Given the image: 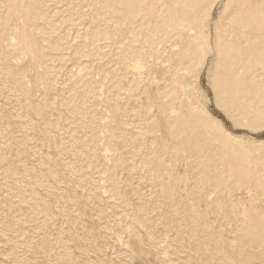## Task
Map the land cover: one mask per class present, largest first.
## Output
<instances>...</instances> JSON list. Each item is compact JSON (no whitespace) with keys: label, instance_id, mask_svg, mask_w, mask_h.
<instances>
[{"label":"rangeland","instance_id":"374dc122","mask_svg":"<svg viewBox=\"0 0 264 264\" xmlns=\"http://www.w3.org/2000/svg\"><path fill=\"white\" fill-rule=\"evenodd\" d=\"M47 1L36 37L51 60L50 71L33 70L27 60H15L22 67L20 76L33 90L32 98L21 96L7 81L0 61V264H71L73 260L80 264L81 259L87 264H203L204 251L213 248L212 243L205 238L210 244L197 247L188 221L178 214L172 217V225L167 221L170 207L156 202L151 181L133 157L140 145L149 144L148 139L138 138L142 119L125 117L124 108L114 110L117 103L125 106L138 76L134 55L125 45L136 35V51L145 47L143 28L133 26L129 18L118 21L125 14L118 4L116 12L98 4L102 19L97 26L94 0ZM222 9L219 1L213 22ZM68 14L74 24L64 20ZM113 25L116 33L111 31L110 37L117 39L124 32L125 45H117L118 50L114 45L105 47L107 43L93 34ZM55 42L60 43L58 48ZM208 66L198 86L213 117L243 143L264 140L261 127L237 125L234 116L216 104ZM46 74L47 85H35ZM91 86L96 91L81 105L78 92ZM192 86L197 98H202L195 83ZM31 105L42 111V123ZM160 108L171 112L167 104ZM125 122L133 129L127 130ZM236 148L246 151L239 144ZM115 153L118 161L113 159ZM248 153L253 158L258 154ZM206 217L208 224H216L212 213ZM5 257L11 260L6 262Z\"/></svg>","mask_w":264,"mask_h":264},{"label":"bare ground","instance_id":"6f19581e","mask_svg":"<svg viewBox=\"0 0 264 264\" xmlns=\"http://www.w3.org/2000/svg\"><path fill=\"white\" fill-rule=\"evenodd\" d=\"M219 1H223V9L213 22ZM47 2L0 0V61L7 81L15 84L26 99L32 98L33 90L23 81L22 67L15 60H27L33 70L50 71L51 60L38 47L36 37L40 29L37 21L44 16ZM94 2L97 26L102 19L97 6L103 3L114 12L117 4L124 7L125 14L118 21L129 18L133 26L143 28L140 35L144 36L145 47L139 51L136 35L126 45L123 31L117 39L110 37L111 31L116 33L115 25L93 34L107 43L105 47L114 45L118 50L117 45L122 44L134 55L138 76L133 79L125 106L117 103L114 110L124 108L125 117L143 121L142 128L137 127L138 138L148 139L149 144L140 145L133 157L139 159L151 181L156 202L163 208L170 207L167 221L172 225V217L178 214L188 221L189 233L197 237V247L212 243L213 248L204 251L203 264H264V140L243 143L228 132L208 110L203 102L205 92L198 86L200 74L210 63L208 72L216 104L233 115L237 125L250 129L264 126V0ZM64 20L69 25L75 23L72 14ZM212 55L215 57L210 60ZM48 78L47 74L37 78L35 85H47ZM192 83L201 93V100ZM96 89L84 87L78 92L81 105H86L90 92ZM109 99V94L104 96L106 106ZM165 104L171 107L170 113L161 110ZM30 108L42 123V111L36 105ZM124 125L127 130L133 129L129 123ZM235 143L246 151L238 150ZM249 151L258 154L253 158ZM119 158L115 153L114 161ZM129 167L133 169L135 164ZM210 213L215 225L207 223Z\"/></svg>","mask_w":264,"mask_h":264},{"label":"snow or ice","instance_id":"6c2138e0","mask_svg":"<svg viewBox=\"0 0 264 264\" xmlns=\"http://www.w3.org/2000/svg\"><path fill=\"white\" fill-rule=\"evenodd\" d=\"M14 42V41H13ZM261 132L262 133H264V126H262L261 127ZM6 239V238H5ZM75 251V250H74ZM11 260V257H5V261L7 262V261H10ZM71 264H76V261L75 260H73V261H71ZM80 264H87V261L86 260H84V259H81L80 260Z\"/></svg>","mask_w":264,"mask_h":264}]
</instances>
